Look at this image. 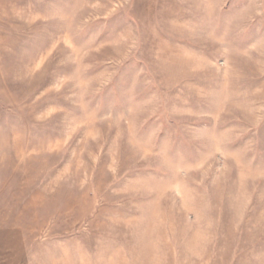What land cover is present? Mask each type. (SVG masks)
Listing matches in <instances>:
<instances>
[{
	"label": "rangeland",
	"instance_id": "374dc122",
	"mask_svg": "<svg viewBox=\"0 0 264 264\" xmlns=\"http://www.w3.org/2000/svg\"><path fill=\"white\" fill-rule=\"evenodd\" d=\"M0 264H264V0H0Z\"/></svg>",
	"mask_w": 264,
	"mask_h": 264
},
{
	"label": "crops",
	"instance_id": "0c3cea01",
	"mask_svg": "<svg viewBox=\"0 0 264 264\" xmlns=\"http://www.w3.org/2000/svg\"><path fill=\"white\" fill-rule=\"evenodd\" d=\"M200 257V256H199ZM205 259V258H204Z\"/></svg>",
	"mask_w": 264,
	"mask_h": 264
}]
</instances>
